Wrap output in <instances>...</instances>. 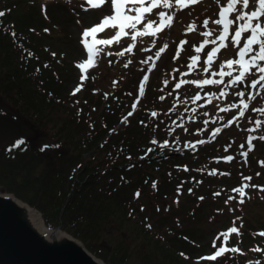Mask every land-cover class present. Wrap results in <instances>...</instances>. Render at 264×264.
<instances>
[{
    "label": "trees",
    "instance_id": "16d2710c",
    "mask_svg": "<svg viewBox=\"0 0 264 264\" xmlns=\"http://www.w3.org/2000/svg\"><path fill=\"white\" fill-rule=\"evenodd\" d=\"M42 2L0 0V12L5 13L0 17V131L14 134L12 143L0 144L1 184L40 209L49 227L79 237L109 264H264V237L247 231L246 218L242 234H230L227 243L239 252H225L215 261L197 256L193 233H187L211 201L217 226L231 228L242 217L234 207L239 205L236 198L229 199L235 196L231 183L236 179L214 182L201 171L213 167L211 152L235 126L203 146L186 148L189 142L209 138L218 124L211 123L208 105L193 99L200 91L194 84L181 85L178 97H172L176 90L171 87L161 99L166 69L122 123L138 100L135 82L145 67L140 57L146 47L140 43L132 53L116 55L120 46L131 43L130 37L106 46L112 55L101 54L103 60L73 95L80 84L71 77L77 49L70 37L65 44V35L63 52L46 42L60 37L44 31ZM53 20L50 24H57ZM111 31L98 39H108L115 34ZM173 101L177 106L172 107ZM256 107L249 111L248 123ZM21 139L25 143L14 147ZM165 141L167 146L161 148ZM227 164L221 161L216 167ZM255 194L260 197L252 189L250 195ZM227 212L230 218L221 216ZM257 248L260 251H254Z\"/></svg>",
    "mask_w": 264,
    "mask_h": 264
},
{
    "label": "rangeland",
    "instance_id": "374dc122",
    "mask_svg": "<svg viewBox=\"0 0 264 264\" xmlns=\"http://www.w3.org/2000/svg\"><path fill=\"white\" fill-rule=\"evenodd\" d=\"M226 0H219V3L217 0H200L199 3L194 5H189L188 7H185L183 10H177L176 7L173 9H155L153 14L149 16L151 19H157L156 12L160 10H165L169 14L175 13V18L172 22L171 27H166L164 31L159 33L156 37H143L144 39L139 42V38L136 41V46L138 43H140L143 47H146L142 51V55L140 57V61L142 62L146 60L149 56L152 57V60L148 61L149 68H151V76L149 81L147 82V87H149L150 83L155 79L157 74L160 71H163L166 69L168 72V76H165V78L162 81L161 84V93L167 94V91L169 88L174 87L176 92V97L179 95L177 92L179 90L175 87L177 83L181 79L185 80H199V79H205V78H214V79H221L219 76L212 77V72H218L220 70V66L229 59H237V52L238 49L235 48L231 43V36H229V39L227 41L228 47L225 49H221L220 52L217 54V57L214 59V63L209 69L208 73H205L204 68L207 67L205 64V60L207 58V52L211 50L212 47H215L216 45L209 44L205 46L204 49L199 53L200 60L198 61V64L194 66L193 70H189L188 64L191 63L190 57L193 55H196L197 53L194 51V46L199 47L200 43L203 41L204 37L200 35L202 31H206L203 27V21L205 19L209 20V28L213 29V35L209 37V39H213L215 35L219 32V26L212 23L213 20L218 18V12L220 9V6L224 4ZM256 6V0H250V6L248 11L254 10ZM44 8V15L47 18H53L55 17L56 23L51 25L50 23L46 24V26L51 27V30L53 31L54 35L56 37H63L65 35V44H67V38L70 37L72 46L75 45V48L77 50L73 53V59H76L77 65L83 60L87 58V51L82 44V33L85 29H89L98 23L100 24L101 21L108 15L113 14L111 0H106L105 4L98 7V8H92L89 4L86 3V0H56L52 2L46 3V5L43 6ZM237 8L239 9L240 6L238 5ZM135 14V13H132ZM239 12L233 13L230 18L234 19L236 15H238ZM147 15V14H146ZM102 19V20H100ZM262 21H264V17L261 18ZM54 21V20H53ZM147 20L144 21L146 23ZM195 23L196 29L194 31H188V26L190 24ZM238 23L231 26L230 31L234 33ZM155 26V25H154ZM138 28H143V24L138 25ZM107 29V28H106ZM111 30L116 31L117 29H109L108 32H112ZM106 34V33H105ZM248 33H245L241 39L240 46H243L244 40L247 38ZM112 36V35H108ZM110 38V37H109ZM153 40H155V44H153ZM186 40L187 43L183 45L182 49L180 50V55L178 59H174L176 56L178 47L180 46V42ZM48 44L54 43L55 45H58L61 47V50L59 48L55 47V50L57 52H61L64 50V41H52L47 40ZM45 42V44H47ZM219 43V42H218ZM60 44V45H59ZM167 45L168 47L166 50L160 55L158 59L154 58L155 53L158 52V50L163 47L164 45ZM152 45L153 50L149 47ZM140 46V45H138ZM106 46H101L100 48L104 49ZM126 47H119V50L122 51ZM54 49V48H53ZM63 52V51H62ZM264 63V62H262ZM153 64L155 67H153ZM144 68L143 66L141 67ZM233 76L238 74V71L235 69H238L237 65L233 66ZM143 69V71H145ZM170 71V72H169ZM225 71H228L227 67H225ZM253 75H249L248 79L245 81L244 85L242 86H236L231 85L228 88L224 87V84L220 85H210L211 89H207L206 87H200V91L198 92V95L201 97L199 101L204 102L205 104H208V107L212 111V117L210 118L211 123H216L218 126H222L224 123L226 124L228 119L232 116H234L237 112H239V109H232L228 112H221L220 108L227 107L229 104L232 103H239V97L236 96L237 91H245L246 96L245 99L247 100V94L250 92H253L249 85L252 79L256 78L255 72L256 70H252ZM185 73H188L185 75ZM174 75L172 79L168 78L171 75ZM82 75L80 69L76 66L75 69H73L71 73L72 80L76 81L78 77ZM188 76H191L189 79ZM225 84L231 79V77H224ZM165 81H167V84H165ZM264 83V82H262ZM136 91L138 94L139 103L141 101V95L139 93V78L135 82ZM259 88V86H258ZM224 90L227 95L226 96H220V91ZM216 93V97H211V103H209L210 97L207 95L208 93ZM218 97V98H217ZM138 103V104H139ZM137 104V105H138ZM153 104V103H152ZM149 103V105H152ZM257 105L256 108H264V93L263 90L260 91L259 95L256 96L255 100H252V105L249 107V109L246 111V114L244 118H240L238 120H235V122L232 124L235 126V130L232 133H229L223 142V144L218 145V147L211 152V169H203L201 171H205V175H208L211 179L214 180V182H218L219 179H222V177H225L226 179H236L235 182H233V185L231 183V187L237 188L241 187L242 183L247 182L250 185H257L264 187V166H261L259 163L260 161H264V140L261 139H255L253 141L254 148L251 152H249L247 157V163L244 162V158L241 156V152L248 150V137L255 134L264 136V115H262L259 112H254V119L251 123H248L246 121V117L251 110L252 106ZM214 111V112H213ZM235 117V116H234ZM255 120H260L261 125L259 128H256V125L254 123ZM14 125V123H13ZM10 128L14 126H9ZM222 129L225 127L222 126ZM255 128V131L249 132L247 129H253ZM18 135V134H16ZM259 136V137H260ZM14 137V134H12V131H9L8 129H3L0 131V144L2 146L12 143L14 140L12 139ZM13 140V141H12ZM244 145V148H241L240 145ZM230 145V147H229ZM227 148V151L225 149ZM233 156L234 159L231 162H227L223 159L225 156ZM214 156V157H213ZM224 161L227 162V165H223L219 168L216 167V165H220V162ZM198 163V162H196ZM209 167V166H207ZM185 168V167H184ZM212 170H216L215 175H210L209 173L212 172ZM221 173H227V175H221ZM260 173L259 176L256 174ZM217 176V177H215ZM251 176V181L243 180V177H249ZM200 180V179H199ZM0 188L2 192H10L6 185L1 184L0 182ZM254 190L255 193L258 192L260 197L255 194L250 195V191ZM246 196L244 198V203H240V196L238 193H235L236 201L239 203L238 207L234 206L236 208V212L241 214V218H239L235 224H238L239 231L241 233V224L243 223V218H246L247 225L250 229H247L249 233L259 235L260 232H263L264 230V191L260 190V188H253L249 187L248 189H245ZM12 193V192H10ZM212 202V201H211ZM209 202L208 205L205 207V209L202 211L200 210L199 216L197 215L195 220L192 221L190 224L192 225V228H190L187 233H193L192 236H190L197 245L196 246L199 251L196 253L199 257H206L207 255L216 252V248L213 247V241L215 238L219 235V228L221 226H217L215 224V215H211V209L213 203ZM31 204V203H30ZM219 207V204H217ZM227 210V209H226ZM228 214V218H230L231 212L223 213L221 216L226 218ZM220 218V223H223V218ZM213 218V220H212ZM241 219V220H240ZM243 232V230H242ZM264 237V236H263ZM223 240V237L220 238V240H216V243ZM228 247V246H226Z\"/></svg>",
    "mask_w": 264,
    "mask_h": 264
},
{
    "label": "snow or ice",
    "instance_id": "6c2138e0",
    "mask_svg": "<svg viewBox=\"0 0 264 264\" xmlns=\"http://www.w3.org/2000/svg\"><path fill=\"white\" fill-rule=\"evenodd\" d=\"M106 0H86V3L89 4L92 8H98L104 5ZM200 0H111L113 14L106 16L100 24H97L89 29H85L82 33V44L84 45L87 51V58L83 60V62L79 63L77 67L80 69L82 75L80 76V84L75 88L73 91V95L81 91L83 87L84 81L87 79V76L84 75L88 72V70L96 65V60L99 57L100 53L103 51L102 48H98L97 46H110L114 42L120 43L123 37H130L131 43L128 44L123 51L117 52L116 55L124 56L125 53H132L133 49L136 46V41L138 38L141 37H156L159 33L164 31L166 27H171L172 22L175 18V13L169 14L165 10H160L156 12L157 19H151V16L155 9H173L174 7L177 10H183L185 7L189 5H194L199 3ZM219 3V0H217ZM240 6L238 9L237 6ZM250 6V0H226L224 4L220 6L218 12V18L213 20L212 23L219 26V32L213 39H209L213 35V29L209 28V20L205 19L203 21V27L207 29L206 31H202L200 35L204 37L203 41L200 43L199 47L194 46V51L197 53L190 57L191 63L188 64L189 70H193L194 66L198 64L200 60L199 53L205 46L212 44L216 45L212 47L210 51L207 52V58L205 60V64L207 67L204 68L205 73L209 72V69L214 63V59L217 57V54L220 52L221 49H225L228 47V39L231 36V43L232 45L238 49L237 52V59H229L225 61L221 66L218 72H212L211 76H219L221 79H214V78H205L199 80H185L181 79L179 83L175 85L177 89L181 87V85L186 84H194L197 87H203L205 85H220L224 84L225 88H228L231 85L242 86L244 85L245 81L248 79L249 75H253L252 70L255 69L256 78L252 79L250 82L249 87L254 90L247 94V100L245 99L246 93L245 91H237L235 94L239 97V103H232L229 104L227 107L220 108L221 112H228L232 109H239L238 115L234 117V119L228 120V122L224 125V127H230L235 120L244 117L246 111L250 107V101L255 100L256 96L259 95L261 90H264V21L261 20L264 17V0H256V6L254 10L248 11ZM239 12L238 15L235 16L234 19L230 18L233 13ZM135 13V14H132ZM147 14V15H146ZM4 12H0V17L4 16ZM147 20L146 23L144 21ZM238 23L234 33L230 31L231 26ZM143 24V28H138V25ZM155 25V26H154ZM106 28L111 29H118L115 31V34L112 35L108 39H97V33L104 31ZM196 29L195 23L190 24L188 26V31H194ZM131 30V32L127 31ZM47 31V30H46ZM245 33H248L247 38L244 40L243 46L241 47V39ZM15 35V33H13ZM89 37L91 40L89 41ZM219 42V43H218ZM187 41L183 40L180 42V46L178 47L176 56L174 59H178L180 55V50L182 49L183 45L186 44ZM153 44H155V40H153ZM168 46L165 44L163 47L159 49L156 53V58L160 57V54L163 53ZM107 55H112L111 52L107 53ZM149 60H152V57L149 56L147 60L142 61V63H148ZM131 63L129 60L127 63L124 64V67H127L128 64ZM237 65L238 74L233 76V66ZM153 67L155 65L153 64ZM225 67H227L228 71H225ZM188 73H185L187 75ZM224 77H231V79L225 84ZM149 79L147 75L143 77V82L140 84L139 93L143 96L146 83ZM115 83V82H114ZM167 84V81H165ZM259 86V88H258ZM107 95V94H105ZM210 99L209 103H211V97H216V93H208L207 94ZM220 96H226L227 93L222 89L220 91ZM218 98V97H217ZM163 99V97H161ZM194 100H200L201 97L197 94ZM139 100L136 101L132 105L133 111L128 113V116L122 119V123L128 122V117L132 116ZM195 111V109H193ZM252 111L259 112L264 115V108H253ZM207 115V113H205ZM152 117H156L157 113L153 111L151 113ZM143 123V121H141ZM207 123V121H205ZM256 128H259L261 125L260 120L254 121ZM182 127V125H181ZM174 130V129H173ZM187 130V129H185ZM256 129H247V131L252 132ZM222 131L221 128H215L212 132V136L209 137V141H211L218 133ZM257 139L255 136H249L247 143H248V150L241 152V156L244 158V162L247 163V157L249 152H251L254 148L253 141ZM259 139L264 140V136H260ZM25 141L23 139L18 140L14 147H19L23 145ZM151 143L156 144L157 141L153 139ZM206 141L204 140H197L195 143L189 142L185 145L186 148L195 149L197 144H204ZM167 146V141L164 144L160 145L161 148ZM47 146H45L46 148ZM230 147V145H229ZM241 148H244V145H240ZM43 150V149H42ZM179 150V149H177ZM152 149H148V152H151ZM227 151V148L225 149ZM147 155V153H146ZM130 159V157H129ZM223 159L227 162H231L234 157L229 155L223 157ZM261 166H264V161L259 162ZM187 171V167L184 168ZM210 175H215L216 170H212L209 173ZM221 175H227V173H221ZM257 176L260 173L256 174ZM252 177H243V180L251 181ZM155 182L153 183V188H155ZM249 187L253 188H260V190L264 191V187L257 186V185H250L248 183H243L241 187L234 188L233 191L238 193L240 196V203H244V198L246 196L245 189ZM191 191V189H189ZM214 195H219V193H215ZM140 192L137 191L135 193V197L139 198ZM202 200L203 197H200ZM229 199H235V197H229ZM227 202V201H226ZM235 225V222H233ZM151 227V225H148ZM242 227V225H241ZM231 233H235L240 235L239 228L236 226L231 227L228 229L227 232L220 233L215 240L213 241V247L216 248V240H220L223 237L222 245L217 248L216 252L213 255L205 257L204 259L215 261L217 257H220L225 252H232L238 253L239 249L236 247L227 248L226 245L228 243L229 235ZM259 235L264 236V232H260ZM254 251H260L259 248L254 249ZM183 255V253L181 254ZM251 264V262H250ZM255 264H259V261L255 262Z\"/></svg>",
    "mask_w": 264,
    "mask_h": 264
},
{
    "label": "water",
    "instance_id": "95a60500",
    "mask_svg": "<svg viewBox=\"0 0 264 264\" xmlns=\"http://www.w3.org/2000/svg\"><path fill=\"white\" fill-rule=\"evenodd\" d=\"M41 212L0 188V264H106L73 235L45 227Z\"/></svg>",
    "mask_w": 264,
    "mask_h": 264
},
{
    "label": "bare ground",
    "instance_id": "6f19581e",
    "mask_svg": "<svg viewBox=\"0 0 264 264\" xmlns=\"http://www.w3.org/2000/svg\"><path fill=\"white\" fill-rule=\"evenodd\" d=\"M40 219H41V218H40ZM41 222H43V220H42V219H41ZM45 225H46V224H45ZM45 227H47V228H48L49 226H48V225H46Z\"/></svg>",
    "mask_w": 264,
    "mask_h": 264
}]
</instances>
